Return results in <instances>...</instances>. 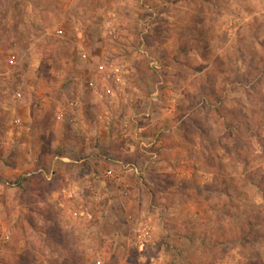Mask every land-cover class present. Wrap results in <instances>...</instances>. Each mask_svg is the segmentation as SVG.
<instances>
[{"label":"rangeland","instance_id":"1","mask_svg":"<svg viewBox=\"0 0 264 264\" xmlns=\"http://www.w3.org/2000/svg\"><path fill=\"white\" fill-rule=\"evenodd\" d=\"M0 73L13 162L40 95L105 156L53 207L0 169V264H264V0H0Z\"/></svg>","mask_w":264,"mask_h":264},{"label":"crops","instance_id":"2","mask_svg":"<svg viewBox=\"0 0 264 264\" xmlns=\"http://www.w3.org/2000/svg\"><path fill=\"white\" fill-rule=\"evenodd\" d=\"M58 32L61 33L60 30ZM0 75L2 74L0 73ZM0 93H2L1 89ZM39 98H41L42 101H46L42 98V95H40ZM42 101L40 102L38 99L37 104H39V106L37 109L35 108L37 107L36 103L27 101V103L24 104V108L26 109L25 117H23L24 119L21 120L18 118L21 120L20 125H18L20 126L18 135L22 152L21 159H19L18 162H13L11 160L9 157V150L4 143L6 139L10 138V133H6V135L0 134V139L2 140H0V142H3L0 148V169H12L11 167L13 164L16 166V169H37L36 174L41 176L40 179L44 183L36 187L38 190L37 192H41L40 195H42V198L37 200V202L41 206L53 207L61 204L59 199L61 191L64 195L69 197L75 196V198H77L79 196L78 190H80L81 187L76 185L77 181L70 180L71 176L79 172H81L82 177L92 176L95 172V167H91L92 160L101 162L102 159H105V156L100 153L103 151V146L88 147L91 146V143L94 144L97 137L94 133L93 135L87 133V147L83 148L81 146V153L85 157L74 160V152H72L74 148L70 147L68 144L70 140L68 137L69 122H66V126L63 125V122H65L63 112L59 109L52 111L43 109L42 107L45 104L44 102L42 103ZM54 102L55 100H50L51 104H54ZM6 106L5 101H0V108L3 107L6 109ZM49 113L51 115L50 119ZM73 142L78 143L76 139H74ZM98 142L100 143L101 140L99 139ZM59 145L63 147V152L61 153L57 151ZM89 160L91 161L90 164L88 163ZM86 162L87 169H72L75 167V163L86 164ZM103 172L111 174V171L108 169H105ZM30 175V173H27L23 175V177L27 179ZM57 177H61L64 182L62 188L56 184L55 178ZM28 188L30 191L33 190V185H30ZM50 223L48 219H42L40 221V224L45 226L40 230V236L42 238L50 237L48 229H45L47 226L46 224Z\"/></svg>","mask_w":264,"mask_h":264},{"label":"built area","instance_id":"3","mask_svg":"<svg viewBox=\"0 0 264 264\" xmlns=\"http://www.w3.org/2000/svg\"><path fill=\"white\" fill-rule=\"evenodd\" d=\"M14 60H15V55H10L8 61L10 63H12V62H14ZM15 97L16 98H20L21 97V93L17 92L15 94ZM20 123H21L20 119H18V118L14 119V124L15 125L18 126V125H20ZM9 240H10V233L8 232V230L5 227H3V224L0 221V248H1L2 244L7 243Z\"/></svg>","mask_w":264,"mask_h":264}]
</instances>
